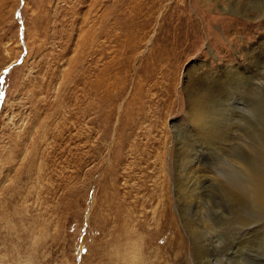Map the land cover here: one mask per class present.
Wrapping results in <instances>:
<instances>
[{"label":"rangeland","instance_id":"obj_1","mask_svg":"<svg viewBox=\"0 0 264 264\" xmlns=\"http://www.w3.org/2000/svg\"><path fill=\"white\" fill-rule=\"evenodd\" d=\"M235 152L264 175V0H0V264H264Z\"/></svg>","mask_w":264,"mask_h":264},{"label":"bare ground","instance_id":"obj_2","mask_svg":"<svg viewBox=\"0 0 264 264\" xmlns=\"http://www.w3.org/2000/svg\"><path fill=\"white\" fill-rule=\"evenodd\" d=\"M196 104V103H195ZM199 105V102L197 103ZM196 104V106H197ZM194 107V106H193ZM199 107V106H198ZM202 107V106H201ZM196 109V108H195ZM199 109V108H198ZM197 109V110H198ZM193 110V109H192ZM191 112V111H190ZM194 112V111H193ZM192 112V113H193ZM217 113V112H215ZM194 115V114H193ZM198 124V128H200L201 130H204V128H208V132L210 133L209 129L212 128V122H213V119H214V111H208V110H205V107L204 109H201V111L197 112V114L195 115L194 117ZM216 119V117H215ZM217 120V119H216ZM215 122V121H214ZM195 123V122H194ZM232 124V123H231ZM212 130V129H211ZM214 133V132H213ZM229 134V133H228ZM210 135V136H209ZM229 136V135H228ZM213 137V134H208L207 136V139H210ZM232 140V139H231ZM227 141V140H226ZM214 143V142H213ZM226 144V143H225ZM190 153H187V154H183L182 156H189ZM234 156L232 158V160L230 161L232 163V169L238 171L241 176L244 178L243 180L245 181L246 185H248V187H250V189L252 190V206L248 207V209L251 211H264V175L262 176H257L255 175L254 173V169H253V166L250 162H248L245 158H242L240 157V155H238V153H234ZM228 159V158H227ZM231 159V158H230ZM193 162V164L189 165V167L191 166V169L192 171L190 172V174L192 173L193 174V177L196 178V179H199V181L203 182L205 179L207 178H210V174L212 173L211 171H209L207 169L206 166H202L201 164L197 163L196 161H191ZM185 163H190V161H186L185 160ZM181 164V163H180ZM188 167V166H187ZM186 170V168H185ZM189 171V170H187ZM189 173V172H187ZM231 175H233V173H235V171H231ZM187 175V174H186ZM190 176V175H189ZM192 177V175H191ZM192 177V178H193ZM189 178V177H188ZM187 178V179H188ZM191 180V178H189ZM189 180H187L188 182ZM193 182V180H191ZM190 181V182H191ZM198 181V180H197ZM211 182L212 181H215L214 177L210 180ZM194 182L195 179H194ZM200 184V183H199ZM202 184V183H201ZM200 184V185H201ZM188 185V183H187ZM191 185V184H189ZM188 185V186H189ZM193 185V184H192ZM191 185V186H192ZM195 186V185H194ZM188 188V187H187ZM193 188V187H192ZM199 188L198 186L196 187V189ZM194 190H195V187H194ZM188 191V190H187ZM189 192V191H188ZM193 193V192H192ZM195 193V192H194ZM193 193V194H194ZM185 195V193H184ZM183 196V195H182ZM187 197V196H186ZM193 198V197H192ZM247 208V207H245ZM256 222H246V223H242V227L245 226V228H250V227H255L256 224H254ZM242 227L239 229H242ZM257 228H260V227H257ZM246 229V230H247ZM253 229V228H252ZM245 230H243L244 232ZM254 231V229H253ZM242 232V231H241ZM249 234V233H248ZM247 236V235H246ZM259 240V239H258ZM201 252V251H200ZM199 253V252H198ZM200 254V253H199ZM202 256V255H200ZM199 256V257H200ZM199 261V260H198Z\"/></svg>","mask_w":264,"mask_h":264},{"label":"snow or ice","instance_id":"obj_3","mask_svg":"<svg viewBox=\"0 0 264 264\" xmlns=\"http://www.w3.org/2000/svg\"><path fill=\"white\" fill-rule=\"evenodd\" d=\"M22 2H23V0H22Z\"/></svg>","mask_w":264,"mask_h":264}]
</instances>
